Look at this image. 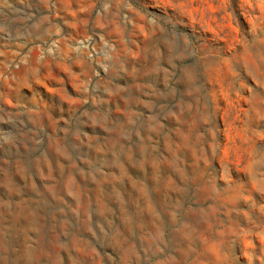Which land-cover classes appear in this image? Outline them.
<instances>
[{"label": "rangeland", "instance_id": "rangeland-1", "mask_svg": "<svg viewBox=\"0 0 264 264\" xmlns=\"http://www.w3.org/2000/svg\"><path fill=\"white\" fill-rule=\"evenodd\" d=\"M0 264H264V0H0Z\"/></svg>", "mask_w": 264, "mask_h": 264}]
</instances>
